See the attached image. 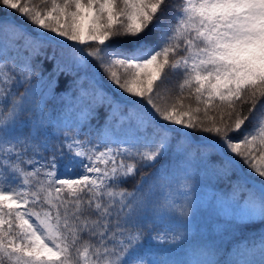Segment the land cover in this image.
I'll return each mask as SVG.
<instances>
[{
  "label": "snow or ice",
  "instance_id": "6c2138e0",
  "mask_svg": "<svg viewBox=\"0 0 264 264\" xmlns=\"http://www.w3.org/2000/svg\"><path fill=\"white\" fill-rule=\"evenodd\" d=\"M164 156L181 187L170 169L122 187ZM192 166L229 181L226 224L264 227V0H0V264H168L144 245L185 239ZM256 251L264 233L238 254Z\"/></svg>",
  "mask_w": 264,
  "mask_h": 264
},
{
  "label": "trees",
  "instance_id": "16d2710c",
  "mask_svg": "<svg viewBox=\"0 0 264 264\" xmlns=\"http://www.w3.org/2000/svg\"><path fill=\"white\" fill-rule=\"evenodd\" d=\"M169 2L170 4H175L177 0H169ZM172 12V7L165 9L161 20L164 22L169 21ZM45 67L48 68L49 66L46 64ZM178 80V77H174L172 83L168 85L169 88L173 89L169 93V97L176 94L175 86ZM31 85L36 89L37 93L42 90V85L37 77L31 80ZM105 85L108 91L111 92L112 88L110 85H107L106 81ZM27 86H21L17 90V96H19V93H23ZM57 91H60V89ZM45 99L46 105L44 111L52 116L54 120L65 122L67 117L71 115L62 106L59 97L52 98L51 96H47ZM66 102L70 103L67 98ZM169 102H171L170 99ZM29 115L30 113H26L25 117L27 118ZM102 123L103 109L101 110L100 119L92 123L93 134H95V131ZM240 164L249 176L261 181L247 166L242 163ZM183 168L184 165L182 163L170 159V156H164L155 164L141 168L136 176L127 180L122 187L131 191L141 176L147 177L148 183L152 184L155 182L158 172L163 173L166 169H170L175 171L180 182L179 184H173V188L175 189L183 185ZM189 172L191 173L189 181L191 185V199L194 202V212L189 217L191 228L185 239L176 243L165 244L149 240L144 245L145 253L153 259H165L168 261V264H196L197 261L204 262L207 260L217 261L219 264H233L234 261L244 259L256 261L258 264L260 259L258 251L255 254L250 253L247 256H243L238 254V249H243L245 244L258 243L261 233H264V227H261L260 220L257 218L254 221L248 222L247 226L240 227L226 224L225 221L230 219V216L227 215L228 212L224 210V205H227L230 209V201L227 199V196L230 195L229 181L206 173L202 169L198 170L195 166L190 167ZM239 175L245 178V174L242 173L240 168ZM155 201H158V203ZM162 202L163 200L157 188L153 205H150L148 209L142 210L140 222L146 229L153 227L152 210L153 208H158ZM167 223H169V218L165 216L156 226L160 227Z\"/></svg>",
  "mask_w": 264,
  "mask_h": 264
},
{
  "label": "rangeland",
  "instance_id": "374dc122",
  "mask_svg": "<svg viewBox=\"0 0 264 264\" xmlns=\"http://www.w3.org/2000/svg\"><path fill=\"white\" fill-rule=\"evenodd\" d=\"M224 210H226L228 213H230L229 208L224 207Z\"/></svg>",
  "mask_w": 264,
  "mask_h": 264
}]
</instances>
